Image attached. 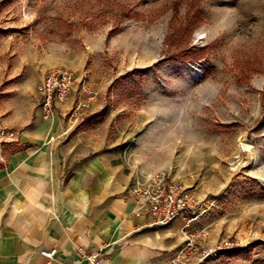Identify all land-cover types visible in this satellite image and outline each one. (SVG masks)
<instances>
[{"label":"rangeland","instance_id":"374dc122","mask_svg":"<svg viewBox=\"0 0 264 264\" xmlns=\"http://www.w3.org/2000/svg\"><path fill=\"white\" fill-rule=\"evenodd\" d=\"M56 67L70 133L206 201L201 264H264V0H0V111Z\"/></svg>","mask_w":264,"mask_h":264},{"label":"crops","instance_id":"0c3cea01","mask_svg":"<svg viewBox=\"0 0 264 264\" xmlns=\"http://www.w3.org/2000/svg\"><path fill=\"white\" fill-rule=\"evenodd\" d=\"M35 84L15 85L0 111L19 133L12 150L0 151V264H47L40 249L53 246L50 264H89L78 246L101 264H166L182 244V219L152 225L126 192L139 177L126 152L93 149L91 137L70 133L65 102L43 118Z\"/></svg>","mask_w":264,"mask_h":264},{"label":"built area","instance_id":"2783aa9c","mask_svg":"<svg viewBox=\"0 0 264 264\" xmlns=\"http://www.w3.org/2000/svg\"><path fill=\"white\" fill-rule=\"evenodd\" d=\"M75 73L66 67L49 69L35 85L38 107L43 118L54 114L55 102L67 99L76 82ZM19 133L2 124L0 120V146L14 142ZM136 203L138 212L149 214L152 225H165L176 218L183 221L181 234L183 242L166 264H201L215 256L223 248L221 244L208 245L200 241L206 234L205 228L194 229L192 222L202 213L204 199H199L193 189L163 170H157L138 177L126 188ZM57 249L55 246L40 249V254L50 264ZM78 254L89 259V264H101V258L77 247Z\"/></svg>","mask_w":264,"mask_h":264},{"label":"bare ground","instance_id":"6f19581e","mask_svg":"<svg viewBox=\"0 0 264 264\" xmlns=\"http://www.w3.org/2000/svg\"><path fill=\"white\" fill-rule=\"evenodd\" d=\"M243 144V143H242ZM245 144H246V142H245ZM243 146V145H242ZM249 146V145H248ZM247 148V147H246Z\"/></svg>","mask_w":264,"mask_h":264}]
</instances>
